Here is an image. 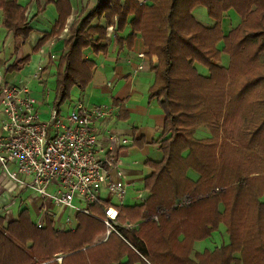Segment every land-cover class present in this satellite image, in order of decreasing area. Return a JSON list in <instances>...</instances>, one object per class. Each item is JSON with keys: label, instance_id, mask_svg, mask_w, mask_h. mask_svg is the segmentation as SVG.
Here are the masks:
<instances>
[{"label": "trees", "instance_id": "16d2710c", "mask_svg": "<svg viewBox=\"0 0 264 264\" xmlns=\"http://www.w3.org/2000/svg\"><path fill=\"white\" fill-rule=\"evenodd\" d=\"M44 3L55 5L58 19L36 43L35 53L58 38L71 11L68 0ZM198 6L214 21L212 27L195 20L192 11ZM0 11L3 28L26 39L31 29L25 8L16 0H0ZM229 11L240 21L224 34L221 23ZM101 19L104 26L92 25ZM108 27L118 42L117 34L129 27L124 40L129 47L139 33L147 55L158 59L151 67L155 79L149 99H156L165 114L164 138L158 142L163 159L149 163L154 170L144 182L147 200L117 209L119 224L137 226L118 224L107 234L102 219L110 205L102 201L91 206L94 217L77 213L75 229L65 231L54 230L49 221L37 228L24 209L13 220L0 216V264H59V257L60 264H113L124 256L120 251L136 252L149 264H264V0H98L68 29L54 109L68 100L73 87L85 90L94 65L82 59V51L105 54L101 42ZM223 55L227 66L221 64ZM28 61L25 57L17 65ZM17 65L6 71L18 70ZM200 126L208 129V138L194 137ZM188 169L199 175L196 182L186 177ZM186 193L203 198L174 206ZM158 206L166 214L153 220ZM220 224L228 243L190 260L194 242L210 237ZM101 235L105 239L95 243Z\"/></svg>", "mask_w": 264, "mask_h": 264}, {"label": "crops", "instance_id": "0c3cea01", "mask_svg": "<svg viewBox=\"0 0 264 264\" xmlns=\"http://www.w3.org/2000/svg\"><path fill=\"white\" fill-rule=\"evenodd\" d=\"M68 1L71 11L62 32L58 38L49 40L38 53L33 52L34 46L45 33L51 31L58 19L55 5L45 4V0H16L20 6L25 8V19L30 21L31 32L26 39L15 38L11 31L3 28V17L0 11V87L4 84L22 85L29 89L34 82H37L40 85L37 87L39 90L43 85L42 81H47L46 75L49 74V68L58 66L59 59L66 50L65 42L70 35L68 31L70 25L73 22L78 23L94 8L98 0ZM31 18L33 19L31 20ZM201 18L203 19V17ZM201 18L195 20L204 27L213 26L212 19V21L207 19L202 22ZM223 22L225 23V18L222 19L221 27L223 33L227 34L233 27H230L231 24L226 25L227 30L224 31ZM92 25L104 26L105 21L103 19L95 20ZM114 34V28L106 29V40L101 42V45L107 47L105 54H96L90 48L82 51V59L92 61L94 66L91 69L90 81L85 90L82 91L76 87L71 89L67 100V109L72 110L79 104L87 107L105 106L108 109V115L97 119L93 124V129L97 137L96 157L103 159L109 155L114 156L117 170H112L109 178L111 181L120 180L124 184L125 193L122 197L110 195L105 187L101 188L99 193L102 202L108 203L110 207L117 210L120 206H140L147 200L150 193L145 188L144 182L154 170L149 163H158L163 159L158 142L164 138L162 135L165 114L156 99H149V91L155 79L151 67L157 64V57L147 55V49L143 46L139 33L135 34L130 47L125 43V38L130 34L129 27L117 34L121 39L119 42L115 40ZM217 47L221 48V45L218 44ZM139 54L143 56L140 58ZM25 57H28L29 61L25 65H17ZM221 64L227 66L228 62H221ZM12 65H17L18 70L7 72V68ZM139 65L142 66V69L133 73ZM195 66L198 73L203 76L207 75L206 69L199 70V65ZM41 70L44 72L41 73ZM35 89L36 87H33L32 90H29L38 102V112L46 119L53 106L50 110H43L41 104L43 98L49 97V93L48 91L40 93ZM74 91L75 98L73 99L71 95ZM62 106L57 110L61 116H63ZM209 136V131L204 126H200L194 133L196 139H205ZM122 140L125 142L123 143ZM117 171L121 173V177H117ZM186 177L192 182L199 179V175L192 169L186 171ZM219 190L215 192H223L224 188H219ZM189 194L182 195L175 201L174 206ZM193 197L196 200L192 204L203 198L201 194H196ZM75 203L83 206L77 198ZM24 209L29 213L30 219L37 218L33 222L36 226L38 222H41V228L45 227L46 221H49L53 229L58 231L74 230L77 225L76 212L56 207L30 190L19 188L0 171V216H5L6 220H13ZM154 210L155 216L160 215L157 213L158 211H162L161 214H166V210L162 207H155ZM219 210L220 212L223 210L222 205H219ZM112 212L113 210L110 211V214ZM91 214L94 213L91 212ZM68 217L71 219V224L65 226V219ZM127 224L132 227L137 226V224L130 223L119 225ZM219 230L222 231L218 233L221 242L217 238L218 235L215 234ZM104 239L105 235H101L95 238L94 242L97 243ZM219 243L221 245L228 243V235L223 224H220L217 231L213 232L210 237L194 242L189 259L195 261L197 255L202 254L205 250L212 251L219 247ZM118 255L124 256H121L118 262L113 264H149L139 258L136 252L125 255L120 251ZM57 262L61 263V257L57 258Z\"/></svg>", "mask_w": 264, "mask_h": 264}, {"label": "built area", "instance_id": "2783aa9c", "mask_svg": "<svg viewBox=\"0 0 264 264\" xmlns=\"http://www.w3.org/2000/svg\"><path fill=\"white\" fill-rule=\"evenodd\" d=\"M141 69L139 65L133 73ZM37 105L26 86L4 84L0 87V171L19 188L30 190L56 207L94 217L89 207L101 205V188L117 197L125 193L120 180L109 178L110 172L117 170L115 157H96L93 124L108 115L107 107L79 104L65 117L52 108L43 121ZM118 176L121 177L119 171ZM76 198L83 206L75 203ZM195 200L186 195L175 206H188ZM104 213L102 221L109 229L107 234L116 232L117 210L107 207ZM70 224L68 217L65 226ZM41 226L38 222L37 227ZM130 227L124 225V228Z\"/></svg>", "mask_w": 264, "mask_h": 264}, {"label": "rangeland", "instance_id": "374dc122", "mask_svg": "<svg viewBox=\"0 0 264 264\" xmlns=\"http://www.w3.org/2000/svg\"><path fill=\"white\" fill-rule=\"evenodd\" d=\"M140 1V0H139ZM192 15L193 17L196 19H200L201 17H203V19L201 18V21H206L207 19H209L210 21H212L208 16H207V12L205 10L204 7L202 6H198L196 8H194V10L192 11ZM200 17V18H199ZM225 18V23L223 22V28H224V31L227 30L226 29V25H230L231 24V28L233 27H236V25L239 23L240 19L239 17L233 12V11H229L226 13V15L224 16ZM202 21V22H203ZM209 25H212V24H209ZM40 52V50L38 51ZM37 52V53H38ZM262 59H264V57H262ZM221 62L222 63H226L228 62V57L226 55H223L222 56V59H221ZM52 63V62H51ZM199 70L201 69H205L201 66L198 67ZM43 70V69H42ZM40 71L41 73H43L44 71ZM56 71H57V66H51L49 68V74L46 75V80H43L41 79L43 85L41 86V88L38 90L37 87H39L40 85L37 83V82H34L33 85L29 88V89H33V87H36V91L37 92H47L49 93V97L48 98H43L42 100V104H41V109L43 110H50L52 104H53V101H54V97H55V88H56ZM38 85V86H36ZM73 97V99L75 98V91L72 93L71 95ZM68 101H65L64 105L62 106V115L65 117L69 112L70 110L67 109V106H68ZM49 108V109H48ZM40 120H47V118L45 119V116L44 115H40ZM52 188L49 189V191H52L51 190ZM219 188H216L215 191ZM261 201L264 202V197L261 198ZM37 220L36 217H34V219H31L32 222H35ZM219 232H222L221 230H219L217 233ZM218 240L221 242V238L220 236L218 235ZM226 245V244H225ZM218 246H221V243L218 244Z\"/></svg>", "mask_w": 264, "mask_h": 264}, {"label": "bare ground", "instance_id": "6f19581e", "mask_svg": "<svg viewBox=\"0 0 264 264\" xmlns=\"http://www.w3.org/2000/svg\"><path fill=\"white\" fill-rule=\"evenodd\" d=\"M114 212L111 213V215L113 214Z\"/></svg>", "mask_w": 264, "mask_h": 264}]
</instances>
